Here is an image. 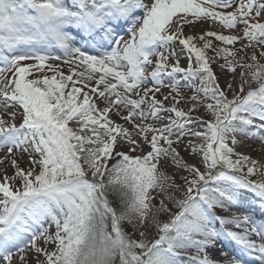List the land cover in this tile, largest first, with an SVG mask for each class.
<instances>
[{
  "label": "snow or ice",
  "instance_id": "6c2138e0",
  "mask_svg": "<svg viewBox=\"0 0 264 264\" xmlns=\"http://www.w3.org/2000/svg\"><path fill=\"white\" fill-rule=\"evenodd\" d=\"M198 21L242 25V35H185ZM220 59L241 69L237 89L217 83ZM261 61L264 0H0V264H264V218L238 214L245 202L264 212ZM177 75L193 95H182ZM165 76L171 92L157 99ZM199 108L211 118L190 115ZM163 112L176 119L156 126ZM185 135L202 141L188 146L203 170L174 147ZM248 140L262 159L237 151ZM169 159L188 174L183 184L167 173Z\"/></svg>",
  "mask_w": 264,
  "mask_h": 264
},
{
  "label": "rangeland",
  "instance_id": "374dc122",
  "mask_svg": "<svg viewBox=\"0 0 264 264\" xmlns=\"http://www.w3.org/2000/svg\"><path fill=\"white\" fill-rule=\"evenodd\" d=\"M228 11H231V9H228ZM242 25H240L236 30H228V29H223L221 26L218 25V23L216 24H210V23H206V22H196L195 26L192 27V26H188V25H185L184 27V32H185V35H189V34H192V35H200L202 34L204 31H208V30H212V31H218V32H221L222 34L224 35H242ZM121 35H125V38H127V35L126 33L121 30ZM213 43L215 46L217 47H228L230 49L232 48H236V49H239L241 47V43L240 42H237L235 45H222L220 42L218 41H215L213 40ZM255 47V46H253ZM177 51L179 50V48L177 47L176 49ZM253 49L252 48H249L248 51L251 52ZM259 50L257 49V52ZM209 55H212L211 52H209ZM262 63H264V61H261ZM49 63H52V64H61V61H49ZM224 61L222 59L219 60L218 63H212L211 64V67H212V70L213 72L215 73L216 77H217V83L219 84V86L222 88V89H226V85L228 83H231L233 85V89H237V86L240 84V81H241V77L239 75L241 69L237 68V71L235 74L229 72L227 70V68H221L220 65L223 64ZM180 66L181 67H187L188 66V60L186 59V56L185 55H181L180 56ZM193 67H195V65L193 64ZM62 71L64 72L65 75L69 74L68 73V66L66 65H62ZM47 75L48 76H51L52 73L51 72H47ZM32 77H29V79H31ZM75 79V77H74ZM176 80L179 81L180 83V91L182 93V95H184L185 97H190L191 95L194 94L193 90L191 87L187 86L188 85V82L186 80H184L183 76L182 75H177V77L175 78ZM164 82H165V86L161 88V91L159 93H156V98L157 99H161L162 97V94L163 95H168L170 92H171V89L169 87H167L168 84L172 83L173 80L172 78L170 77H167L165 76L164 77ZM199 78L197 80H195L193 83L196 85V86H199ZM90 86L91 87H94L95 86V83L94 81L93 82H89ZM77 86H81V85H77ZM149 87H152L151 84L148 85ZM252 87H255V84L252 85ZM102 90V88H101ZM249 90V86L248 85H245L244 86V93L243 94H246L247 91ZM84 91H88L87 88L84 89ZM241 94V95H243ZM151 95V94H150ZM172 95H175V93H172ZM228 98L229 99H232V92L231 91H228ZM93 99H95V96H93ZM98 105L99 107L103 108L104 107V103L103 102H99L98 101ZM191 105L188 104V103H184V102H181L180 105H177V107L181 108L182 110H184L185 112L188 111L189 107ZM146 107V106H145ZM165 108H170L172 107V101L171 99H169V101H166L165 102V105H164ZM14 109H10L9 111H13ZM111 115V114H110ZM190 115L194 118L196 117H202L204 120H209L211 117H210V114L206 113L205 110L203 108H199L197 111H194L192 113H190ZM161 120L160 121H157L155 122L156 123V126H162L163 124H166L169 122V117H171V119L175 120L176 117L174 115V113H168V112H163L161 113ZM114 121H116L117 123H120V124H124V121L120 120L118 117H115V116H112L111 117ZM17 123H19V120L17 121ZM146 123H154L151 119H149L148 121H146ZM69 126H72V123L70 122V125ZM125 127H129L130 128V125H124ZM188 127L190 128H195L196 130H199L201 132L204 131V127L200 126V125H197V124H191V125H188ZM178 131V130H177ZM151 135V133H149V136ZM175 138V137H173ZM189 141H191L192 144L194 145H197L198 144H201L202 141L199 140L198 138L196 137H193V136H189V135H185L182 139V142L179 144V145H174V147L177 148V151L180 153V157L182 158L183 162L191 165V164H195L196 166L198 167H201V170H203L202 166H201V159H202V154H196L194 155L192 152H191V149L189 148ZM249 143V144H247ZM250 144L251 145H255L257 146L258 148H260V144H259V141L258 140H248L245 142V144L241 147H239L237 149V151L243 153V154H246V155H249L251 156L253 159H262L261 155L260 157H256L253 155L251 149H249L248 147H250ZM127 148V145H124L122 148H120L119 150L121 151H125ZM148 150V147L145 146V151ZM139 153H134L133 155H138ZM0 156H3V152H0ZM38 158V157H37ZM258 159V160H259ZM28 155L27 154H24L23 156V159L20 160V166L22 168H26L28 167ZM115 161H112V160H109V166H111L112 163H114ZM86 167V166H85ZM13 169L9 166L8 167V175H12L13 174ZM167 173L171 176L174 177L175 179V182L178 183V184H183V180L181 179V177L185 176V175H188L186 172L183 171V169H178L176 168L171 160L169 159V164L167 166V169H166ZM89 179H92L91 177V174H89V176L87 177ZM253 179H258L259 177L258 176H254L252 177ZM0 181H2V174H0ZM249 197H251V194H247ZM253 206L251 207V209L249 208V203L248 202H245L240 210H239V213L240 215H250L254 218H257L255 217V212H257L258 215H260L261 217L258 218L257 222H259L260 219L264 218V212H262L260 210V205L258 203H253L252 204ZM235 211V209L233 210ZM220 215H230L231 213H218ZM45 227H48V222H45ZM125 231L131 233L132 232V229L129 225H127L126 223L123 225ZM229 227H232V226H229ZM236 231H239V229H234ZM49 231L51 233H54L55 232V227L53 226L52 228L49 229ZM151 238V237H150ZM43 246V245H41ZM54 245L52 244H49L48 245V250L51 251L54 249ZM217 257V256H216ZM219 257V256H218Z\"/></svg>",
  "mask_w": 264,
  "mask_h": 264
},
{
  "label": "bare ground",
  "instance_id": "6f19581e",
  "mask_svg": "<svg viewBox=\"0 0 264 264\" xmlns=\"http://www.w3.org/2000/svg\"><path fill=\"white\" fill-rule=\"evenodd\" d=\"M247 144H249V143H247ZM200 144H198V146H199ZM249 149H251V151H252V153H253V155L254 156H256V157H260V155H261V153L259 152V148L257 147V146H255V145H251L250 144V147H248ZM259 159V158H258ZM260 160V159H259ZM253 205H250L249 204V208L251 209V207H252ZM241 208V207H240ZM242 209V208H241ZM218 213H223V212H218ZM227 216V215H226ZM255 217H257V218H255L256 220H258V218H260L261 216L260 215H258L257 214V212H255V215H254ZM223 243H225V242H223ZM229 248H231V247H229ZM246 257V256H245ZM246 258H248V257H246Z\"/></svg>",
  "mask_w": 264,
  "mask_h": 264
},
{
  "label": "trees",
  "instance_id": "16d2710c",
  "mask_svg": "<svg viewBox=\"0 0 264 264\" xmlns=\"http://www.w3.org/2000/svg\"><path fill=\"white\" fill-rule=\"evenodd\" d=\"M256 86V85H255ZM253 88H255V87H253ZM89 179V178H88ZM89 180H91V179H89ZM108 198L110 199V200H114L115 202H114V207H116L117 209H119V201L118 200H115V198L112 196V194L111 193H109L108 194ZM109 231H110V222H109ZM116 264H119V259L117 258V260H116Z\"/></svg>",
  "mask_w": 264,
  "mask_h": 264
}]
</instances>
